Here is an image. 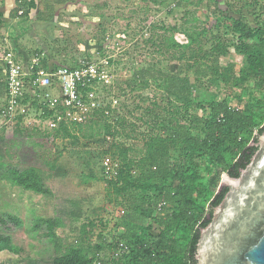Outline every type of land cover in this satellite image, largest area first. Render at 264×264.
<instances>
[{
	"label": "rangeland",
	"instance_id": "1",
	"mask_svg": "<svg viewBox=\"0 0 264 264\" xmlns=\"http://www.w3.org/2000/svg\"><path fill=\"white\" fill-rule=\"evenodd\" d=\"M28 2L0 0V85L8 55L24 68L32 59L46 68L109 64L82 123L62 111L46 114L41 90L25 95L10 120L0 119V217L21 221L10 232L18 253L0 252V264H50L67 248L96 245L104 249L94 264H126L134 247L133 264L183 254L195 205L206 217L226 174L211 149L196 150L183 137H205V122L214 121L211 102L264 124V76H246L231 22L264 27V0H34V9ZM6 102L2 88L0 109ZM221 119L214 134L227 145L223 164L231 165L255 132L228 135ZM61 122L76 139L61 137ZM156 138L166 145L163 154L149 149ZM106 158L116 166L109 172ZM123 162H132L135 181L165 189L115 195L107 182ZM30 168L47 193L13 184L11 171Z\"/></svg>",
	"mask_w": 264,
	"mask_h": 264
},
{
	"label": "trees",
	"instance_id": "2",
	"mask_svg": "<svg viewBox=\"0 0 264 264\" xmlns=\"http://www.w3.org/2000/svg\"><path fill=\"white\" fill-rule=\"evenodd\" d=\"M28 8L34 9V0H29L27 4ZM232 29L236 34V45L235 50L245 57L247 63L246 76L252 79H261L264 76V27H251L243 23L240 20L231 19ZM255 40L257 44H251ZM172 46H178V44L172 43ZM44 66L45 63H43ZM187 83V80H185ZM1 83V82H0ZM4 88V85H0V89ZM187 98V97H186ZM179 99V98H177ZM182 100V99H181ZM185 108L190 105L189 100H182ZM210 111L213 115L214 121H208L204 124V129L206 130V135L202 140L196 138H189V136L183 137L182 140L189 141L191 147L200 150L209 148L212 151L213 161L216 166H221L223 172L228 174L230 177L236 178L239 176L241 169H244L249 163L251 157L256 152L257 147L255 146L257 138L264 132V124L259 126L256 120L238 111L230 110L225 102L220 103H209ZM46 114H49L47 110L44 109ZM222 116V126H226L224 129L226 134L239 136L241 134L252 135L255 132L253 141L251 145H247L243 148L237 155L236 159L231 165H224V160L221 157V148L227 149V145L223 140L216 139L214 134V128L217 117ZM219 120V119H218ZM58 133L63 138L76 139L68 128L60 124ZM154 149L156 153L163 154L166 151V145L162 139L156 138L155 144H149V149ZM132 162H123L119 165L115 179L109 180L107 182L108 188L115 192V195H121L128 190H143L147 191L154 188L159 193H162V189L165 186L158 187L149 183H139L131 177V164ZM12 182L14 185L21 187L24 190L32 191L37 194H45L47 190L40 179V176L36 169L30 168L23 172L11 171ZM185 187V186H183ZM183 187L181 189H183ZM180 189V187H179ZM227 189L222 188L219 193L213 196L210 201L211 210L216 207L223 199ZM208 194L212 192L208 191ZM195 208L198 210V215L196 218H192V222H187V227L185 228V243H184V253L175 254L170 253V255L162 261L156 262L154 264H195V251L196 245L199 239V230L204 228L209 222L210 217H205V211L203 206L196 204ZM187 213L184 212L181 216V220L185 217ZM47 224L48 235L50 236L51 230L53 228L52 220H45ZM21 221L17 216L7 215L6 217H0V252L8 251L10 253H18L17 248L12 245L10 232L20 225ZM191 226H188L190 225ZM149 229L150 226H147ZM146 231V230H145ZM137 246V244H136ZM136 247L131 251V259H129L126 264H133L136 261ZM146 247H138V249L143 250L144 254H149V249ZM104 249L102 245H96L94 247H70L64 250V252L56 255L52 258L50 264H94L95 254L101 252Z\"/></svg>",
	"mask_w": 264,
	"mask_h": 264
},
{
	"label": "water",
	"instance_id": "3",
	"mask_svg": "<svg viewBox=\"0 0 264 264\" xmlns=\"http://www.w3.org/2000/svg\"><path fill=\"white\" fill-rule=\"evenodd\" d=\"M255 146L238 177L222 175L217 193L227 191L216 207L207 206L210 222L199 230L195 264H264V132Z\"/></svg>",
	"mask_w": 264,
	"mask_h": 264
},
{
	"label": "built area",
	"instance_id": "4",
	"mask_svg": "<svg viewBox=\"0 0 264 264\" xmlns=\"http://www.w3.org/2000/svg\"><path fill=\"white\" fill-rule=\"evenodd\" d=\"M105 61L104 65L83 62L75 68H46L36 59H32L30 67L24 68L10 55L6 56L4 58L5 84L3 91L7 102L0 109V119L5 122L10 120L19 101L25 95L29 96L32 90H41L38 96L44 101L43 109L49 112L52 110L62 111L67 113L66 115L73 114V122L82 123L87 118L88 109L95 108L94 85L101 81L106 82L105 68L109 61ZM54 90L59 93L57 97L53 94ZM84 95L88 97L87 102L82 99ZM57 118H59V114ZM103 165L106 172H109L112 167H116L111 164L108 158L104 160Z\"/></svg>",
	"mask_w": 264,
	"mask_h": 264
},
{
	"label": "crops",
	"instance_id": "5",
	"mask_svg": "<svg viewBox=\"0 0 264 264\" xmlns=\"http://www.w3.org/2000/svg\"><path fill=\"white\" fill-rule=\"evenodd\" d=\"M18 62V61H17Z\"/></svg>",
	"mask_w": 264,
	"mask_h": 264
}]
</instances>
